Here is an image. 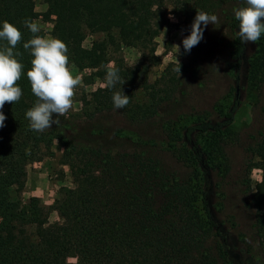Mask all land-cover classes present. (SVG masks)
<instances>
[{"label":"trees","instance_id":"1","mask_svg":"<svg viewBox=\"0 0 264 264\" xmlns=\"http://www.w3.org/2000/svg\"><path fill=\"white\" fill-rule=\"evenodd\" d=\"M42 1L46 10L38 13L34 0H0V30L7 20L22 32L14 51L22 53L18 59L24 64L17 82L23 95L19 102L5 104L7 119L0 128V264H264V125L242 146L244 159L234 181L243 206L253 213V242L237 234L245 247L241 253L226 231L231 217L219 216L224 215L232 179L224 139L233 131L237 95L193 119L163 121L159 140L95 121L97 115L116 111L132 125L143 126L158 115L161 103L172 100L176 76L167 80L160 96L148 86L144 70L127 67L116 56L122 47H131L153 57L155 39L168 24L169 13L181 19L179 29L188 33L198 10L217 15L228 32L227 66L235 83L258 90L264 80V34L248 54L234 14L246 0ZM39 17L52 23V37L66 43L70 63L81 71L92 70L104 83L83 100L84 121L55 117L60 123L43 132L32 130L26 118L37 97L27 78L33 57L23 47L34 35L25 21L35 23ZM88 34L100 37L84 48ZM204 36L190 51L194 71L200 68ZM5 46L7 41L0 40V48ZM110 62L122 81L115 87L105 81ZM177 67L181 73L187 65ZM116 91L130 97L123 109L114 107ZM137 91L143 98L136 99ZM55 140L63 149L72 186L61 187L48 207L38 197L22 194L27 166L41 161ZM158 152L171 155L186 171L167 166ZM253 169L262 173L254 190ZM51 212L58 217L52 223Z\"/></svg>","mask_w":264,"mask_h":264},{"label":"rangeland","instance_id":"2","mask_svg":"<svg viewBox=\"0 0 264 264\" xmlns=\"http://www.w3.org/2000/svg\"><path fill=\"white\" fill-rule=\"evenodd\" d=\"M35 10L43 13L42 0H34ZM171 8L167 7V12ZM166 19L168 24L163 27L158 37L155 39L154 56L142 54L135 48L122 47L117 53L127 67H138L144 70V79L150 87L154 86L155 91L160 93L165 88L167 80L173 76L178 78L176 83L177 91L173 93L171 101L161 103L162 109L158 115L145 121L143 126L132 125L120 112L104 113L97 115L95 121L110 125L114 130H120L124 134L138 133L144 138L159 140L161 137L160 124L163 121L181 117L183 121L193 119L201 115L204 111H212L217 105L232 102L234 94L237 95L240 106L235 114V122L232 133L224 139V150L227 161L232 167L230 186L227 191L226 202L224 203L223 220L231 217L226 224V231L231 239L232 245L237 252L241 253L244 244L237 238V234L244 236L245 242H253L252 221L253 213L242 204V196L238 192V187L234 183L240 174L241 165L244 159L243 145H245L251 135L256 134V130L264 125V80L259 84L258 90H248L245 82L235 83L233 72L227 66V41L228 35L220 22L216 25L209 24L204 30V43L202 53L199 56V70H192L190 52L183 48V39L189 36L186 29H179L181 19L172 14H168ZM35 23L40 28L42 36H51L52 23L44 22L41 17ZM264 34V33H262ZM100 36L88 34L82 46L90 48L92 41ZM217 37V38H216ZM179 45V48L177 47ZM247 51L250 54L253 50L252 43L248 45ZM187 65L184 72L179 73L178 65ZM191 64V65H190ZM73 74L79 75L81 85L77 87L73 98V107L63 116H59L69 123L84 121L83 100H89L91 93L98 88H104V83L92 75V70H78L73 64ZM109 65H113L110 62ZM190 65V66H189ZM165 77L164 79L161 76ZM235 88V91H234ZM143 98L140 91L136 93V99ZM148 99V93H144V100ZM213 118V117H212ZM63 149L59 147L55 140L51 149L45 153L39 162H33L26 168L27 176L23 198L31 196L38 197L46 206H51L57 198L58 190L61 187H71V177L69 168L64 165L62 157ZM161 153V152H158ZM167 166L184 173L186 168L181 162H177L171 155L161 153ZM261 171L253 169L250 175L252 189L261 180ZM58 220L56 212H51L49 222ZM235 226H234V225ZM74 262V259H69Z\"/></svg>","mask_w":264,"mask_h":264},{"label":"clouds","instance_id":"3","mask_svg":"<svg viewBox=\"0 0 264 264\" xmlns=\"http://www.w3.org/2000/svg\"><path fill=\"white\" fill-rule=\"evenodd\" d=\"M234 14L239 22L238 34L242 43H255L261 38L264 33V0H246V6L235 9ZM218 22L217 15L198 10L191 25V34L182 41L184 50L190 52L203 39L204 29ZM25 26L34 34L23 47L30 49L33 57L27 78L32 93L37 97L34 106L27 110L26 118L32 130L43 132L58 125L60 121L55 117L65 115L73 107L81 78L73 74L69 49L64 41L58 37L38 35L40 28L34 22L26 20ZM22 36L17 26L7 20L3 22L0 40L7 41V46L0 48V128L5 126L7 119L3 112L5 104L19 102L23 95L17 83L24 71V64L18 59L22 53L14 51ZM105 81L109 87L122 83L119 69L109 65ZM129 103L130 97L124 91L113 94L115 109H123Z\"/></svg>","mask_w":264,"mask_h":264},{"label":"crops","instance_id":"4","mask_svg":"<svg viewBox=\"0 0 264 264\" xmlns=\"http://www.w3.org/2000/svg\"><path fill=\"white\" fill-rule=\"evenodd\" d=\"M44 8H43V10H42V12H44L45 10H46V7L45 6H43Z\"/></svg>","mask_w":264,"mask_h":264}]
</instances>
